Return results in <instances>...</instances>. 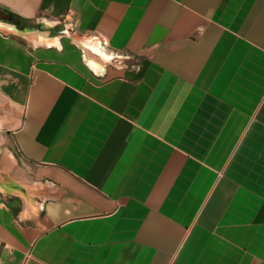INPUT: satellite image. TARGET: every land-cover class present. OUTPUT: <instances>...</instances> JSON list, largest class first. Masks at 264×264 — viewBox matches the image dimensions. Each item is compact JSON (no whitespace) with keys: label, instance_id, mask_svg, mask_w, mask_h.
Returning <instances> with one entry per match:
<instances>
[{"label":"crops","instance_id":"0c3cea01","mask_svg":"<svg viewBox=\"0 0 264 264\" xmlns=\"http://www.w3.org/2000/svg\"><path fill=\"white\" fill-rule=\"evenodd\" d=\"M7 106L0 264H264V0H0Z\"/></svg>","mask_w":264,"mask_h":264},{"label":"rangeland","instance_id":"374dc122","mask_svg":"<svg viewBox=\"0 0 264 264\" xmlns=\"http://www.w3.org/2000/svg\"><path fill=\"white\" fill-rule=\"evenodd\" d=\"M5 111L0 113V163L1 159L3 158L2 156L4 155V149L5 145L2 142V137H5L8 132L7 130L10 128V124L12 122L13 117H11V112H10V107H4ZM21 168H25V164L21 163Z\"/></svg>","mask_w":264,"mask_h":264}]
</instances>
